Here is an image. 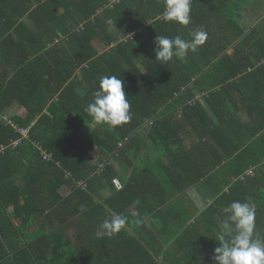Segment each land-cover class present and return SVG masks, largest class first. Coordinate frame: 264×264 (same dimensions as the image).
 I'll list each match as a JSON object with an SVG mask.
<instances>
[{"label": "trees", "instance_id": "obj_1", "mask_svg": "<svg viewBox=\"0 0 264 264\" xmlns=\"http://www.w3.org/2000/svg\"><path fill=\"white\" fill-rule=\"evenodd\" d=\"M19 2L4 11L0 1L2 21L20 22L18 39L0 43V237L7 242L0 264H157L161 235H178L168 223H159L170 228L159 235L152 218L169 213L172 202L205 183L216 166L226 162L244 179L263 162L257 134L264 131V104H213L229 86L204 87L205 66L196 63L205 57L200 47L167 64L155 60L156 36L188 40L185 29L165 20L163 0ZM146 21L155 22L136 33ZM105 75L124 81L133 114L126 125L96 124L85 111ZM238 76L217 85L236 84ZM253 78L242 75L241 81L252 84ZM240 92L264 102L254 88ZM13 104L27 110L25 119L1 121ZM243 110L251 123L241 121ZM212 143L210 169L202 149ZM150 148L160 151L161 161ZM230 194L237 195L234 189ZM248 195L243 202L250 203ZM254 204L256 232L264 237V201ZM112 213L128 218L126 228L97 236ZM32 220L42 223L33 245L26 239ZM45 221L77 233L65 238L56 228L47 235Z\"/></svg>", "mask_w": 264, "mask_h": 264}, {"label": "crops", "instance_id": "obj_2", "mask_svg": "<svg viewBox=\"0 0 264 264\" xmlns=\"http://www.w3.org/2000/svg\"><path fill=\"white\" fill-rule=\"evenodd\" d=\"M0 1L6 6L3 8L4 11H10L12 8L20 6L19 0ZM7 7L9 8L6 9ZM4 11H0V13ZM2 16H4V13L0 17ZM190 16L191 22L187 26H182L176 22L173 23L180 30H186L184 32L187 33L184 38L188 40L192 39L196 31L202 30L207 35L206 40L203 42L205 46L203 44L198 45V48H201L200 52H204V60L197 59L196 61L202 67L205 66L203 73L206 74L207 79L204 87L211 90H220L229 86L228 94L221 97V100L216 99L212 103L219 106L228 104L236 106V108L239 106L242 109L251 105L253 100L255 101L254 105L264 104L257 97L246 96L240 92H247L248 89L254 88L264 95V0H200L196 5H191ZM153 22L155 21H146L136 33L144 31ZM19 24L20 22H15V20L13 22H5L0 18V43H3L6 39L11 41L12 37L16 41L18 39L16 28ZM134 34L132 32L128 36L122 37L120 41H126L129 36H134ZM2 51L6 55L5 50ZM104 51V49H100L101 53ZM13 52L14 58L19 55L14 46ZM200 52L199 54L201 55ZM202 67H194L193 71H199ZM4 69L0 60V81L3 80ZM235 73L239 75L234 79L237 82L236 84L231 82L222 86L217 85L226 76H231V74ZM242 75L254 76L252 84H243L241 81ZM234 80L231 79V81ZM27 113V110L22 108V106L13 104L12 108L6 113L7 117L1 119V121H5L10 117L25 119ZM247 113H250V111L243 110L239 113L243 123H251L252 121L248 118ZM258 118L259 116L255 113V121L259 122L260 119ZM261 120H264V117ZM257 139L260 140V142L258 141V151L263 156V162L254 167L247 174V178H236L235 171L230 168L228 163L224 162L214 168L205 183L192 186L180 198V201L172 202L169 213H163L161 217L151 219L154 224L151 228L157 231L159 235L170 229L168 227L160 229L159 223H168L172 228V234L177 229L178 235L176 236L175 234L170 238H164L161 235L163 242L158 238L160 239L158 242L164 248L158 252L159 261L157 264H196L202 260L209 264L210 257L207 259V256L210 255L215 247H218V242L215 240L220 230V221L226 216L224 209L228 204L236 200L243 202L242 196L245 193L250 194L247 196V200L254 206L255 201L259 203L264 201L262 198L264 197V131L257 134ZM1 149L4 150V148ZM212 149H214L213 143L210 150L208 148L206 150L202 149L205 151V164L207 162L210 169H212L211 165L214 166ZM150 151V153L157 155L154 159L161 161L162 157L160 158L158 149L150 148ZM93 159L96 158L93 157ZM175 160L182 161L181 158L174 159L173 157L164 159L167 162H175ZM237 169H240V167ZM233 189L237 195L232 196L230 194ZM225 193L226 196L224 195ZM230 196L232 197L230 198ZM53 224L45 221L44 226L47 235L51 234L50 232L56 228L65 238H72L77 233L76 230L66 233L67 229L56 226V222L55 225ZM41 225V222L36 223L35 220H32L27 226L26 231H29V236L31 235L29 237L30 241L28 240L29 244L33 245L35 240L33 234L36 228H41ZM186 232L188 237L185 236L184 240H182L179 236ZM0 239L2 238L0 237ZM6 245L5 239H2L0 255H2L5 248L7 250ZM47 249L51 250L50 247ZM211 259H213L212 256Z\"/></svg>", "mask_w": 264, "mask_h": 264}, {"label": "clouds", "instance_id": "obj_3", "mask_svg": "<svg viewBox=\"0 0 264 264\" xmlns=\"http://www.w3.org/2000/svg\"><path fill=\"white\" fill-rule=\"evenodd\" d=\"M164 18L182 26L191 22V0H163ZM207 35L204 31H196L192 39L185 40L181 36L155 37V60L164 64L174 57L183 58L197 50ZM124 81L117 76H102L99 87L93 93V100L85 111L96 124H107L118 127L128 124L133 119L131 105L124 90ZM136 204L139 201L135 202ZM225 218L220 221V230L216 240L218 247L213 253L214 264H264V237L256 232L255 208L248 202L233 201L224 209ZM128 218L112 213L99 225L97 236H112L125 229Z\"/></svg>", "mask_w": 264, "mask_h": 264}, {"label": "rangeland", "instance_id": "obj_4", "mask_svg": "<svg viewBox=\"0 0 264 264\" xmlns=\"http://www.w3.org/2000/svg\"><path fill=\"white\" fill-rule=\"evenodd\" d=\"M25 135V134H24ZM27 233H26V239H28L29 240V237L31 236H29V231H26ZM30 241V240H29ZM209 257H210V255H208L207 256V259H209ZM206 264H208V263H206Z\"/></svg>", "mask_w": 264, "mask_h": 264}, {"label": "built area", "instance_id": "obj_5", "mask_svg": "<svg viewBox=\"0 0 264 264\" xmlns=\"http://www.w3.org/2000/svg\"><path fill=\"white\" fill-rule=\"evenodd\" d=\"M18 144H15V147L17 146ZM45 159H46V157H45Z\"/></svg>", "mask_w": 264, "mask_h": 264}]
</instances>
